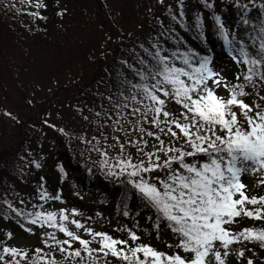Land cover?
<instances>
[{"label":"snow or ice","instance_id":"1","mask_svg":"<svg viewBox=\"0 0 264 264\" xmlns=\"http://www.w3.org/2000/svg\"><path fill=\"white\" fill-rule=\"evenodd\" d=\"M249 2L255 7L254 0ZM178 3V22L181 27H188L184 23L183 0ZM233 3L244 13L237 27L241 22L248 25V5L241 0ZM42 6L46 7L37 2V8ZM204 6L213 8L207 0ZM213 15L217 35L228 56L242 66L235 77L239 82L227 80L210 55L201 56L192 49L180 51L179 47L167 52L158 41L152 44L155 51L141 45L147 58H137L139 67L122 61L131 79L119 73L122 78L116 84L117 90L108 97L115 119L104 112L112 121V132L120 136L112 135L109 143L102 132L104 145L93 137L96 143L91 148L101 157V170H106L108 176L125 177L121 183L131 186L144 207L154 212L153 229L159 233L163 223L178 239L177 244L168 247L180 249L184 255L176 251L168 254L150 244L137 243L140 237L135 231L127 230L132 245L127 239L96 232L80 220L70 219L78 215L75 208L69 214L64 208L58 212L44 210L42 204L31 210L9 205L24 222L22 227L30 224L62 233L65 239H57L55 231H46L43 236L47 240L42 242L48 247V240L53 241L51 247H57L65 260L50 258L51 253L42 255L40 248L28 259L26 250L5 245L0 249V264H20L21 260L27 264H65L67 260L73 264H101V261L109 264L106 259L109 255L124 264H226L230 245L241 238L256 241L264 248V229L243 228L234 232L227 227L241 214L264 219V195H247L241 180L246 173H264V0L260 4L258 26L254 25L247 36L250 44L238 39V32L230 31L220 15ZM195 23L202 38L203 22L199 16ZM246 86H251L254 92L259 90V102L246 99L250 95ZM221 88L226 89V94L217 91ZM170 101L180 105L182 111L178 114L170 111L167 107ZM145 124L150 127H144ZM162 136H168V140ZM146 138L155 140L150 151L146 150L149 143ZM129 146L135 148V158L128 151ZM110 150H116L115 155H110ZM259 183L264 184V179ZM128 195L126 191L121 198L125 216L130 215ZM38 198L43 202L62 200L59 193L53 196L43 185ZM246 205L256 207L249 209ZM69 223L76 230L83 229L93 240L81 238ZM25 230L34 231L31 227ZM7 235L11 238L12 234ZM93 241L99 247H91ZM73 242L79 247L73 248ZM236 254L243 256L244 252L238 250ZM248 264H253L251 259Z\"/></svg>","mask_w":264,"mask_h":264},{"label":"trees","instance_id":"2","mask_svg":"<svg viewBox=\"0 0 264 264\" xmlns=\"http://www.w3.org/2000/svg\"><path fill=\"white\" fill-rule=\"evenodd\" d=\"M79 1L84 3L83 9L88 8V13L76 22L73 30H69L63 28L71 6L68 0H0V76L4 73L9 76L13 85L12 92L16 90L14 98L22 109L13 120L11 130L4 132L3 138L0 136V180L7 182L12 176L20 178L17 170L30 155L33 159H39L43 168L37 180H32L35 189L43 185L48 190L50 173L58 169L68 180L67 183L83 195L103 188L101 196L104 199H114L117 210L122 213L124 207L121 198L127 191L130 213L126 216L128 227L141 237L149 227L153 228L154 212L144 207L131 186L121 183L125 179H110L103 184L102 177L92 172L85 163L75 159L65 149L56 131L47 132L50 127L47 123L48 114L60 103V97H64L65 101L69 98L83 100L89 92L104 84L107 85L108 97L115 93L116 84L122 78L119 73H124L131 79L128 68L121 62L126 61L139 67L137 58H147L143 48L155 51L152 44L157 41L167 52L179 47L180 51L192 49L201 56L213 57L223 47V41L217 35L213 13L221 16L230 31L240 32L238 39L243 37L246 43H251L247 36L254 25L258 26V1L254 0L253 7L249 0H241L248 5L247 19L250 23L244 25L241 22L238 27L237 21L244 13L234 6L233 0H207V3L213 5L211 9L204 6L205 0H183L184 23L188 27H181L178 22V0ZM37 2L46 7L37 8ZM33 12L38 15H31ZM197 16L203 22L202 38L196 28ZM25 32L32 33L33 38L38 40L40 50L37 57L33 58L32 74L39 80L35 85L27 83L31 75L24 68L25 87L22 88L17 83L16 72L24 65V60L18 58L15 45L17 47L18 40L23 38ZM250 50L255 51L254 48ZM113 69L117 70L114 75ZM246 91L253 101L259 102V90L254 92L251 86H246ZM168 105L170 106V102ZM175 105L182 111L180 105ZM248 174L253 187L249 196L264 195V184L259 183L264 179V173ZM95 184L97 188L94 189ZM56 188L61 190L58 184ZM261 222L262 219L255 221L258 229H264V223ZM22 224L24 222L9 206L0 201V245L9 246L15 235L20 237L19 233L26 226L22 227ZM8 233L12 234L11 238ZM127 240L132 245V241ZM253 242L255 253L252 259L264 249L258 242ZM33 249L27 253L33 254ZM107 259L111 264H124L111 255Z\"/></svg>","mask_w":264,"mask_h":264},{"label":"rangeland","instance_id":"3","mask_svg":"<svg viewBox=\"0 0 264 264\" xmlns=\"http://www.w3.org/2000/svg\"><path fill=\"white\" fill-rule=\"evenodd\" d=\"M257 1V5L259 6L258 9L260 10V4L262 0ZM68 2L72 7L69 5L70 10L67 13L69 15L66 17L63 23V28L73 30L75 28L76 22L81 20L82 17L88 13V8L85 7L83 9L82 6L84 3L80 2L79 0H74V2L73 0H68ZM236 31L240 33L238 30ZM23 35V38L18 40L17 47L15 45L18 58L21 57V60H24V65L19 67L16 72L17 83H19L22 88L25 87L23 80L25 76L24 68L28 74L31 75L27 83L35 85L39 80L32 74V70L34 69V64L32 62L34 61L33 58L37 57L36 55L40 50L39 44H37L38 40L36 37L33 38L32 33L25 32ZM242 39L246 40L243 37ZM248 44L250 43L248 42ZM212 58L218 69L221 70V74L225 76L227 80L233 83L239 82L235 79V77L236 74L240 72L241 66H237V64L231 60V57L228 56L225 48H220V50L217 51ZM116 71V69H113V75L116 73ZM113 75L111 77H113ZM9 79V76H7L6 73L0 76L1 138H3L4 132L7 133L9 130H11V127L13 126V120L16 118V116H18L19 112L22 111V109L16 103V98H14V92L16 90L12 92L11 87H13V85H11V81ZM106 90L107 85H101L97 89L89 92L83 98V100L78 101L74 100L73 98H69L67 101H65L64 97H60L58 98L60 103L52 108L53 110L49 112L47 118V123L50 125L47 132L52 133L56 131L57 134L60 135V138L66 147L65 149H67L75 159L81 163H85L92 172L102 177L104 180L103 184H105L106 180L110 179H125L123 176L115 177L106 175V170H101L99 165V161L101 159L100 155L96 151L91 150L92 144L96 143V140H94L93 137H96L100 141L101 145H104V137L101 136L102 132L108 137L109 143H112V135L120 136V133L112 132V128L110 127L112 121L108 120L107 116L104 115V112L107 111L108 115L113 116V119H115L114 110L112 108V104L109 102L108 96L106 95ZM217 91L221 92L222 94H226V89L221 88L217 89ZM246 99L249 102L253 101L250 95ZM167 107L170 111H173L176 114L179 113L174 101H170V106L168 105ZM24 112L25 110L23 113H21V115L24 114ZM6 113H11V115H6ZM97 113H100V115H97ZM144 127L148 128L150 126L145 124ZM61 129L63 131H60ZM132 135H135V133H132ZM161 138L165 141L168 140V136H162ZM121 139H123V137H121ZM146 139L149 141L146 150L150 151L152 144L155 143V140L154 138ZM141 147L144 146L141 145ZM115 151L116 150H110V155H115ZM128 151L134 158L137 156L135 148L129 146ZM141 158L143 157L141 156ZM36 164H39L40 167H36ZM42 170L43 168L41 167L40 160L33 159L29 155V158L22 163L21 168L17 170L18 176L20 178L12 176L13 178L7 182L3 179L0 180V201L5 203L7 206L12 205V207L24 208L26 210H31L33 206L39 207L42 204L44 210L58 212L59 209L64 208L68 210L70 214V210L75 208L78 210V215L75 217L70 216V219H78L82 222V224H84L85 227H90L96 232H106L115 238L129 239L127 230L130 229L128 227L126 216H124L121 211L117 210L114 199H104L101 196L103 188H100L99 191H94L92 193L83 195L75 187L67 183L68 180L64 178L63 174L58 169H54L50 173V187L47 192L53 196L59 193L62 197V200H49L47 202L40 201L38 198V190H40V188L35 189L32 180H37V177L41 175L40 173ZM241 180L246 185V194L249 195L253 188L250 175L248 173L243 174ZM57 184L61 187L60 191H58L56 188ZM96 185L97 184H95L93 187L94 189L97 188ZM246 207L249 209H254L256 206L246 205ZM257 220L258 219L249 218L241 214L240 216L235 217L234 222L227 227H230L234 232H238L243 228L258 229L259 226L255 223ZM261 223H264V219H262ZM68 226L73 231H78V234L81 236V238L93 240L91 236L84 233L83 229L76 230L75 227L70 223ZM26 227H31L34 231L29 233L25 230ZM117 229L120 230L117 231ZM46 231L53 232L55 230L50 228L42 229L35 225L27 224L22 229V233H19L20 237L15 235L12 240L13 243H10L9 246L26 250L27 252L34 248L33 254L35 249L40 248L42 249V255L51 253L50 258H55L58 262L65 260L64 255L60 253L57 247H51V245L54 244L53 241L48 240V247H46L42 242L43 240H47V237L43 236V233ZM55 235L57 239L66 238L58 231H55ZM137 243L150 244L155 249L168 254L176 251L181 255H184L180 249L168 247L169 244L173 246L177 244L178 239H176L171 230L163 224H161L159 233H157L153 228L149 227L147 231L140 237ZM72 246L73 248L79 247L78 243L76 242H73ZM90 246L97 248L99 247V244L96 241H93ZM64 247H67V245ZM2 248L3 244L0 245V249ZM230 249V255L226 258V264H248L249 259L252 260L253 264H264V249L259 252L258 256L255 254L256 257L254 259L251 258L255 253L253 241L250 242L241 238L239 242L230 245ZM220 250L223 251V249ZM238 250H243L244 255H237L236 253ZM33 254H28V259H31ZM81 254L82 256L84 255L83 252ZM93 255L102 256L99 253H94ZM5 258L11 259L10 256H6ZM17 259H19V257H17ZM20 264H27V261L21 260ZM65 264H73V262L71 260H67L65 261ZM109 264H111V262H109Z\"/></svg>","mask_w":264,"mask_h":264}]
</instances>
